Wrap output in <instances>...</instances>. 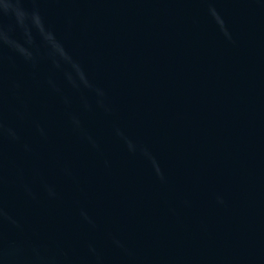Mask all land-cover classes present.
Returning <instances> with one entry per match:
<instances>
[{"label": "water", "instance_id": "obj_1", "mask_svg": "<svg viewBox=\"0 0 264 264\" xmlns=\"http://www.w3.org/2000/svg\"><path fill=\"white\" fill-rule=\"evenodd\" d=\"M0 264H264V0H0Z\"/></svg>", "mask_w": 264, "mask_h": 264}]
</instances>
